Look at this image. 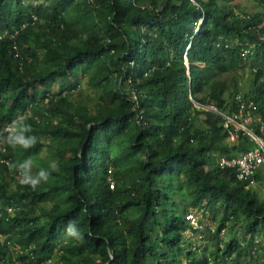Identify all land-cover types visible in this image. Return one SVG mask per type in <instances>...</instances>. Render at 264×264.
I'll return each mask as SVG.
<instances>
[{
	"label": "trees",
	"instance_id": "16d2710c",
	"mask_svg": "<svg viewBox=\"0 0 264 264\" xmlns=\"http://www.w3.org/2000/svg\"><path fill=\"white\" fill-rule=\"evenodd\" d=\"M226 1L0 0V134L16 120L37 138L25 149L8 143L12 131L4 135L0 264H15L13 250L21 264H53L58 256L57 264L264 257L256 241L264 235V198L217 163V155L232 158L254 143L228 145L224 118L204 108L233 116L240 96L264 117V16L237 14ZM246 71L256 97L242 95L238 78L223 79ZM77 73L97 94L94 106L71 102ZM45 146L58 157L55 170L36 165ZM29 157L33 174L49 171L35 186L20 183L3 161ZM46 200L54 201L50 208ZM203 204L218 223L201 232L200 251L185 231L199 233L186 216ZM9 206L20 210L12 215ZM69 220L81 239L65 232ZM238 228L240 238L223 237Z\"/></svg>",
	"mask_w": 264,
	"mask_h": 264
},
{
	"label": "rangeland",
	"instance_id": "374dc122",
	"mask_svg": "<svg viewBox=\"0 0 264 264\" xmlns=\"http://www.w3.org/2000/svg\"><path fill=\"white\" fill-rule=\"evenodd\" d=\"M26 1L28 3L34 4L35 6L36 5L38 6L43 2V0H26ZM226 3L230 8L235 9V12L237 14L242 12L245 15L249 14V15L255 16L256 14H260V15L264 16V0H232V1L227 0ZM196 30H198V26H197ZM259 38L262 40L264 38V36L262 38L260 36ZM200 66H202V65H200ZM77 74H78V77L76 78V81L78 83H80V87H79L78 91H76L75 93L72 94V96H71L72 101L71 102L73 104H75L76 106L77 105H88V104L91 106L92 105L94 106L95 103H91V101L95 100L97 98V96H96L97 94L95 93V91L90 89V86L88 84V77H83L79 73H77ZM233 76L238 78L239 87H240V89H242V95H244L245 93H250L254 97H256L258 95V88H257L258 86L255 83V80L250 78L248 71H246V72H232L229 75H225L223 77V79H226V81L229 83L231 81L230 78ZM70 77L73 78L75 76L70 75ZM263 82H264V77H263ZM52 87L54 88L55 91L58 92L60 89L59 82H57V81L53 82ZM262 91H263V97H264V84L262 85ZM229 94H230V92L228 93V95ZM225 97L227 98V95ZM228 99L230 100V98H228ZM211 108H214V107H209V108L206 107L205 109L208 111H213V110H211ZM256 118L259 119V118H261V116L257 115ZM205 120L207 121V118H205L204 116L200 117V119H199V121H202V122H204ZM199 123H201V122H199ZM262 123H263V127H264V120L262 121ZM253 124L256 125L258 123H253ZM255 125H251L250 127H249V125H247V127L252 128L254 130V128L258 127ZM259 125H262V124L259 123ZM243 138L246 139V136H244V137L241 136L240 139L236 140L235 142L231 141L228 137L226 140H227L228 145L239 146L241 144ZM263 138H264V134H263ZM249 140H250V138L247 140L249 143H253V142H250ZM254 143L255 144L253 145L252 148H255V146H256V142H254ZM45 145H48V144L45 143ZM221 157H222L221 155H217L218 159ZM46 161L49 163H51L52 161H55L57 163V161H58V157H56L54 155V153L52 152V150L48 146L47 147L45 146L43 148V150L41 151L40 155L38 156V161L36 162V165L43 166V162H46ZM34 165H35V162L32 161V167H35ZM260 173H261L262 180L261 181L256 180L255 183L253 185H251V187L254 190H257L261 194V196L264 198V166L261 168ZM16 179H21V177L17 176ZM10 184H11V188L15 190L16 189V182L15 181L10 182ZM53 203H54V201L52 202V200H46L43 203V205L46 208H50L53 205ZM205 206L206 205L203 204L202 208H200L198 210H192L190 212L196 218L199 233L196 234V233H193L192 231H189V230L185 231V236L188 239L187 243L190 244L193 247V249H199L200 251H204L203 249H204L205 245H207V242L205 240V235L204 234L201 235V232L205 231L206 228H210V227H212V229L214 230V227L218 223V222H215L214 220H212L210 218L209 212L204 211ZM218 219L220 220V217ZM192 226H194V225H192ZM229 234H230L229 231L226 229L223 231L222 235H223V237L226 238V240L235 237L233 235H236V237L239 235V238H240V236H243V233L241 232V230H239V228L233 230L232 234H230V235ZM256 241L264 246V235H260L259 237H256ZM209 250L210 249L207 247V251H209ZM261 250H262V248H261ZM13 254L15 256V258H14L15 264H21V262L17 260V254L18 253L13 250ZM252 256H249V258H248L250 261H254V262H251V264H263L264 263L263 255L254 256L252 254ZM58 257L56 259H54L53 264H57L60 261V258H58ZM50 263H51V261H49V264Z\"/></svg>",
	"mask_w": 264,
	"mask_h": 264
},
{
	"label": "built area",
	"instance_id": "2783aa9c",
	"mask_svg": "<svg viewBox=\"0 0 264 264\" xmlns=\"http://www.w3.org/2000/svg\"><path fill=\"white\" fill-rule=\"evenodd\" d=\"M237 104V111L233 116L221 113L215 107L211 108V110L224 118L225 128L228 130L227 137L231 141L235 142L241 136H246L248 139L250 138V142H256V146L232 158L222 156L218 159L217 163L221 169H235L236 176L240 181H249V185H253L255 183V177L264 166V138L263 136H259L252 128H248L247 125L250 127L253 123H261L262 125H259V128L260 132L263 133L264 127L262 121L264 117L255 113L258 107L253 101L247 102L238 96ZM257 115H260L261 118L257 119ZM186 219L195 228H198L196 218L192 213H189Z\"/></svg>",
	"mask_w": 264,
	"mask_h": 264
},
{
	"label": "clouds",
	"instance_id": "9594fccd",
	"mask_svg": "<svg viewBox=\"0 0 264 264\" xmlns=\"http://www.w3.org/2000/svg\"><path fill=\"white\" fill-rule=\"evenodd\" d=\"M18 120H22L23 117H17ZM12 125H9L5 131H3L0 134V155L5 154L6 148L2 146V142L6 138H4L5 133L8 131H12V133L9 135L8 143L12 146L19 145L25 149L31 148L36 143V136L30 134V126L26 124H22L20 127L16 128L15 125L17 123L16 120H13ZM4 163H6L9 166L10 171H13V167L16 168L18 172V176L21 177L20 183L22 184H29L31 186H35L38 183H40L42 180H47L49 176L48 169H45L43 167L36 170V172L33 174L32 172V160L31 158H26L22 161L16 162L12 164L10 160H3ZM49 167L52 170H55L57 168L56 162L52 161L49 165ZM17 177V176H16ZM8 213L14 215L15 213L19 212L20 207L17 206H9L6 208ZM16 209V210H15ZM65 232L68 236L73 237L74 239H81L82 234L74 220H69L67 224L65 225Z\"/></svg>",
	"mask_w": 264,
	"mask_h": 264
}]
</instances>
